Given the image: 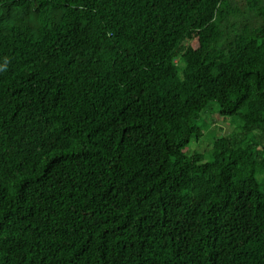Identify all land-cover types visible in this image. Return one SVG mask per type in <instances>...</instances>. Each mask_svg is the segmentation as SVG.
I'll return each mask as SVG.
<instances>
[{
	"label": "trees",
	"instance_id": "obj_1",
	"mask_svg": "<svg viewBox=\"0 0 264 264\" xmlns=\"http://www.w3.org/2000/svg\"><path fill=\"white\" fill-rule=\"evenodd\" d=\"M0 69V264H264V0H0Z\"/></svg>",
	"mask_w": 264,
	"mask_h": 264
},
{
	"label": "rangeland",
	"instance_id": "obj_2",
	"mask_svg": "<svg viewBox=\"0 0 264 264\" xmlns=\"http://www.w3.org/2000/svg\"><path fill=\"white\" fill-rule=\"evenodd\" d=\"M219 110V104L217 102H212L202 113L199 119V124L202 127L206 128L207 126L213 125L216 122V126L218 127L213 132L205 134L203 137H201V139L193 138L191 144L185 149L187 154L190 155V153L200 152L205 155L207 160H209V143L212 141V139L229 134L234 128L238 126V121L236 118H229V120L233 121L232 126L231 121L219 116Z\"/></svg>",
	"mask_w": 264,
	"mask_h": 264
},
{
	"label": "clouds",
	"instance_id": "obj_3",
	"mask_svg": "<svg viewBox=\"0 0 264 264\" xmlns=\"http://www.w3.org/2000/svg\"><path fill=\"white\" fill-rule=\"evenodd\" d=\"M0 70H6V69H0Z\"/></svg>",
	"mask_w": 264,
	"mask_h": 264
}]
</instances>
